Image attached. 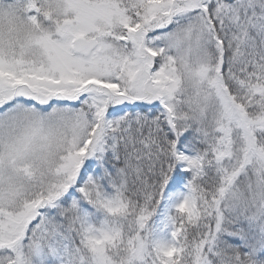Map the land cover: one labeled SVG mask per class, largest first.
Returning a JSON list of instances; mask_svg holds the SVG:
<instances>
[{
  "label": "snow or ice",
  "instance_id": "1",
  "mask_svg": "<svg viewBox=\"0 0 264 264\" xmlns=\"http://www.w3.org/2000/svg\"><path fill=\"white\" fill-rule=\"evenodd\" d=\"M0 264H264V0H0Z\"/></svg>",
  "mask_w": 264,
  "mask_h": 264
}]
</instances>
